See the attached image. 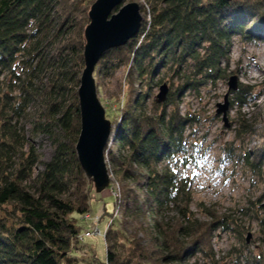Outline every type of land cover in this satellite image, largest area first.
<instances>
[{"label":"trees","instance_id":"1","mask_svg":"<svg viewBox=\"0 0 264 264\" xmlns=\"http://www.w3.org/2000/svg\"><path fill=\"white\" fill-rule=\"evenodd\" d=\"M140 4L138 35L107 51L96 67L105 75L128 67L130 91L125 107L112 112L114 148L106 149L120 183L105 234L107 260L93 256L90 264H197L200 255L219 264L212 240L228 222L197 218L191 181L174 167L186 158V133L197 122L180 111V95L226 78L221 66L235 37L264 36V0ZM85 6L87 0H0V264H74L72 252L86 246L79 221L90 215L96 189L76 152ZM163 71L179 87L151 109L143 89L159 86ZM249 95L239 89L233 105L244 107ZM256 134L263 141L251 166H262L264 125ZM40 138L53 148L48 161L37 148ZM250 264H264V256Z\"/></svg>","mask_w":264,"mask_h":264},{"label":"rangeland","instance_id":"2","mask_svg":"<svg viewBox=\"0 0 264 264\" xmlns=\"http://www.w3.org/2000/svg\"><path fill=\"white\" fill-rule=\"evenodd\" d=\"M96 1L87 0L88 6L84 7L83 32L90 23L88 12ZM134 2L140 5L143 18L144 12L140 4L142 0ZM124 4L121 8L126 5ZM262 36L256 35L252 41L235 37L231 42L227 61L221 66L226 78L215 84L208 83L198 91H183L180 95V111L184 115L194 116L197 122L186 133V158L180 157L179 164L174 167L179 177L191 181L192 211L197 218L210 222L215 215L217 218L225 217L228 222V227H221L212 240L214 260L219 264H250L255 256H264V164L251 166L254 148L263 141L256 134V129L260 130L264 125ZM128 70V67H123L112 75L100 74L95 70L98 97L110 121L113 119L112 112L118 108L123 109L129 96ZM233 77L238 85L236 91L229 88ZM160 80L159 86L152 84L147 88L146 84L143 89L150 95L151 109L163 82L169 85V93L179 87V81L174 80L172 83L164 71L156 82ZM239 89L250 94L245 97L248 103L242 108L233 105L235 93ZM226 99L229 105L225 117L224 114H217V106L225 104ZM243 120L247 124L246 129L241 126ZM112 126L115 128L117 125L112 123ZM37 148L45 161L50 160L53 148L47 138L38 139ZM107 148H114L112 136ZM106 149L105 160L110 185L101 192L93 191L90 215L79 221L80 227H83L80 242H85L86 246L72 252L71 256L77 259L74 264H90L93 256L100 263H106L107 260L105 234L116 202H120V183L110 169ZM116 210L115 217L119 218L120 213L117 212L120 211ZM194 261L197 264H212L204 255L198 256Z\"/></svg>","mask_w":264,"mask_h":264},{"label":"water","instance_id":"3","mask_svg":"<svg viewBox=\"0 0 264 264\" xmlns=\"http://www.w3.org/2000/svg\"><path fill=\"white\" fill-rule=\"evenodd\" d=\"M124 3L125 0H97L91 6L90 23L84 32L85 68L78 89L81 132L76 152L85 176L95 186L96 192L110 185L105 149L111 140L113 126L98 97L94 73L107 51L125 46L138 35L143 19L138 3ZM123 4L125 6L121 8ZM116 9L118 11L114 13ZM229 88L232 91L238 89L235 77L231 78ZM168 94L169 85L163 83L156 97L157 102L166 101ZM228 105L227 99L225 104H218L217 114L226 117Z\"/></svg>","mask_w":264,"mask_h":264},{"label":"built area","instance_id":"4","mask_svg":"<svg viewBox=\"0 0 264 264\" xmlns=\"http://www.w3.org/2000/svg\"><path fill=\"white\" fill-rule=\"evenodd\" d=\"M88 217V216H87ZM82 240H84V238H82Z\"/></svg>","mask_w":264,"mask_h":264},{"label":"bare ground","instance_id":"5","mask_svg":"<svg viewBox=\"0 0 264 264\" xmlns=\"http://www.w3.org/2000/svg\"><path fill=\"white\" fill-rule=\"evenodd\" d=\"M263 62H264V60H263ZM259 64V63H258ZM258 66V65H257Z\"/></svg>","mask_w":264,"mask_h":264}]
</instances>
